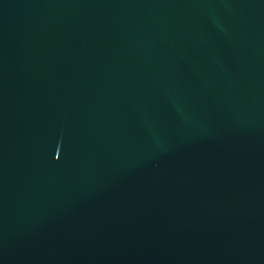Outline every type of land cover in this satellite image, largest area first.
<instances>
[{"label":"water","instance_id":"1","mask_svg":"<svg viewBox=\"0 0 264 264\" xmlns=\"http://www.w3.org/2000/svg\"><path fill=\"white\" fill-rule=\"evenodd\" d=\"M0 264H264V0H0Z\"/></svg>","mask_w":264,"mask_h":264}]
</instances>
